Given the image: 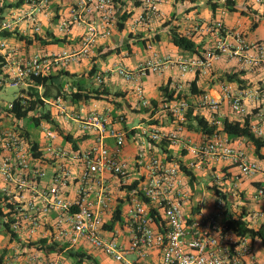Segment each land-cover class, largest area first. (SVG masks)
Segmentation results:
<instances>
[{
  "label": "built area",
  "instance_id": "2783aa9c",
  "mask_svg": "<svg viewBox=\"0 0 264 264\" xmlns=\"http://www.w3.org/2000/svg\"><path fill=\"white\" fill-rule=\"evenodd\" d=\"M9 1L14 5L21 0ZM56 1L25 0L30 11H22L19 18L21 21H29L33 33L37 35L44 34L39 15L53 25L49 33L59 37L67 38L74 27L84 28L78 48H67L55 53L37 52L23 59L16 56L5 38L0 39V54L5 56L7 63L5 75L0 77V93L6 83L27 89V80L32 76L46 77L66 69L72 63L88 59L101 41L114 35L123 19L130 34L162 22V6L170 0H73L65 13L51 10L50 7ZM197 1H212L226 6L237 0ZM246 10L254 12L255 21L264 20V0H247ZM226 14L227 10L223 9L220 18L195 22L194 27L185 35L193 38L197 33L211 34L215 37L214 46L202 57L178 61L177 65L183 74L200 71L206 75L215 63L227 57L236 61L241 69L261 74V85L249 93H240L231 86H225L222 100H226L233 113L244 120L253 114L244 102L245 99L257 101V112L254 115L259 123H263L264 38L250 40L240 22L234 26L226 25ZM15 25V21L2 20L0 33L14 32ZM147 49L151 53L150 57L141 62L136 70H127L122 65L116 69L118 75L136 85L143 106H148L149 101L145 97L142 80L150 74L164 73L172 63L169 57L155 51L152 44H148ZM97 82L103 83L101 76L97 77ZM39 89L42 91L41 87ZM45 102L54 118L57 115L76 123L83 132L94 133L96 142L85 149L58 145L56 142L60 136L56 128L48 121H42L40 126L43 129L44 144L38 150L42 156L35 157L31 141L24 133L15 126L5 128L0 125V194L4 198L0 225L9 224L19 239L14 248L16 254L12 257L13 261L17 262L21 256H25L26 264H65L59 256H48L39 248L40 245L33 249L28 247L31 243L47 240L49 244L58 243L66 250L84 242L115 261L126 264H149L145 261L155 250L161 255L158 264H264L259 261L254 240L241 237L229 229L225 221L227 207L224 198L216 194L212 205L209 202H198L187 209L194 205L189 177L178 163L168 162L164 158L152 157L148 161L138 188L131 192L127 210L129 245H122L114 233L106 237L105 219L101 213L109 210L111 199L107 196L103 175L109 173L119 177L123 184L128 182L129 165L119 158L126 135L116 128L110 111L71 113L63 96ZM221 103L220 99L204 95L199 106L217 115ZM6 106L9 110L13 109V102ZM189 108V102L183 99L166 103L164 109L178 119V128L174 132L165 133L151 127L144 129L143 134L154 142L179 141ZM2 112L6 114L5 110ZM8 119L13 121L12 117ZM213 123L220 122L215 118ZM259 123L251 122V125L256 136L262 138L264 130ZM107 139L115 141L114 151L107 145ZM190 154L196 159V162L188 165L191 171L201 170V163L210 160L235 166L238 169L234 176L235 182L256 180L259 177V186L251 195L256 208L247 210L245 220L250 226L258 222L264 224V159H253L245 150L233 146L228 136L220 133L205 136V142L192 147ZM46 168L53 171L50 182H46ZM76 169H80L79 175H76ZM75 181L78 185L77 195L69 199L66 189ZM237 190L239 188L235 186L234 196H237ZM93 195L97 196V200L92 198ZM153 209L156 214L152 213ZM53 214L55 217H52ZM158 215L162 222L156 221ZM128 255H135L136 260L126 261Z\"/></svg>",
  "mask_w": 264,
  "mask_h": 264
},
{
  "label": "crops",
  "instance_id": "0c3cea01",
  "mask_svg": "<svg viewBox=\"0 0 264 264\" xmlns=\"http://www.w3.org/2000/svg\"><path fill=\"white\" fill-rule=\"evenodd\" d=\"M22 1H24V3L19 7L7 8L4 12L3 20L9 19L15 21V30L27 37L34 38L37 34L33 33V26L29 21H21L19 18L22 11L25 13L30 11V7L25 5V0ZM72 2L73 0H57L56 4L50 8L52 11L60 10L65 13ZM0 3L5 6L11 4L9 0H0ZM203 5H206V10L201 9ZM231 7L235 10L230 11L229 9ZM246 7L247 0H237L235 3L232 2L226 6L212 1L200 3L197 0H170L162 6L164 17L162 22L156 23L150 28L140 29L136 34H130L126 27L123 31L117 29L110 39L100 42L91 57L81 63H72L69 67L63 69L73 75V77L63 78L67 86L73 85L75 81L82 83L86 89L98 88L103 84L111 94L108 98L91 100L89 102L81 101L77 104L67 101L66 103L70 112L90 114L93 110H99V112L110 111L116 128L126 135L125 146L119 158L122 161H126L129 165L128 182L123 184V181L119 177L109 173L103 175L107 196L111 199L109 210L101 213L105 219L106 237H110L114 233L116 234L117 240L122 245H129L130 230L127 225V210L129 200L131 199V192L128 191V187L132 185V183L140 181L143 178L147 163L152 157L164 158L166 161L173 163L182 161L186 167H188L191 162H196V159L190 154V149L202 145L205 142V135L199 130L197 121L195 120L196 117L204 118L210 124H212L216 118L220 122L218 124L220 131L223 128L222 121L224 119L243 123L244 119L235 115L229 103L226 100H222L224 96L223 88L225 86H231L235 91L240 93H249L251 89H255L257 86L261 85V74L241 69L236 61L230 60L227 57H223L220 61L215 63L209 74L204 75L200 71L183 74L177 62L182 60H194L203 56L214 46L215 37L207 33H197L192 38L194 42L200 46L199 54L197 55L177 48L171 42L170 31L172 29H178V32L185 35L187 31H190L194 27L196 21H210L220 18V12L226 9L227 14L224 16L226 25L234 26L240 22L250 40L263 39L264 34L254 36V33H256L262 25L264 26V20L259 22L255 21L254 12H251L252 10L248 12ZM38 18H40L43 24L44 31V34L39 36L48 37L47 35L51 34L49 31L53 28V25L48 23V20L42 15H39ZM55 22L56 20L54 23ZM83 33L84 28L74 27L65 42L60 45L50 42V44L42 46L34 42L33 45L29 46L26 42L16 38H9L6 40L16 52L18 58L28 59L37 52L55 53L67 48H78ZM130 35H133V38H131ZM0 39H4L1 37V33ZM51 40L52 39H49V41ZM138 44H142L143 49L137 48ZM148 44H152L154 50L163 56L169 57L172 63L164 73L150 74L142 80L141 84L143 91L145 97L149 101L148 106H143L136 92V85L126 81L123 77L118 75L116 69L118 65H122L127 70H136L141 62L150 57L151 53L147 49ZM155 45H159V47H155ZM113 56L114 61L108 64V60ZM101 63L103 64L101 65ZM94 66H96L98 72L96 76L91 79L89 72ZM234 74H237L238 77L234 80H230L229 75ZM98 76L102 77V84L97 82ZM77 89V86L74 87V91ZM204 95H210L222 101L219 114L215 115L209 109L199 106L200 99ZM171 97L173 98L171 99ZM182 99L189 102L190 108L182 124L184 130L180 135L179 141L171 142L166 140L168 142L166 148L175 158L174 161H169V155L165 152L161 142H152L148 135L145 136L143 134V130L156 127L165 133L174 132L179 126V121L169 111L165 110L164 106L166 103ZM244 102L249 107L250 112L253 113L249 115V117L252 118V123L258 124L259 121L254 115L257 112L256 107L258 106V102L249 98L245 99ZM4 108L5 107L0 106V125L8 128L14 121H10L8 118L4 117L5 113L2 112ZM54 112L56 114V111ZM55 117L64 133L73 136L77 149H85L95 144L96 136L94 133L83 132L76 123L57 117V115ZM135 119L140 123L130 126ZM259 126L264 130V122L259 123ZM220 134L225 136L222 132ZM231 142L233 146L245 150L253 159L262 160L257 156L255 147L249 140L235 139L231 140ZM106 143L111 151L115 150V141L113 139H107ZM39 144L43 145L44 140L43 142H39ZM56 144L68 148L73 147L72 142H67L62 137H59ZM262 154L264 155V150H262ZM201 165V170H192L193 174L197 177V182L190 185L192 191L191 201L194 205L188 206L187 209L197 205L199 202L196 193L199 185L198 179L199 176H203L205 173L211 175L210 177L212 178V182H214L213 184L218 186L228 197L231 196L234 198L235 186L242 192L241 195L243 196V200L239 203L241 204V206H239L241 209L240 211H236L238 213V215L236 214L237 216L241 215L243 210L246 211L247 215V210L256 208L251 200V195L254 193L256 187L259 186V177L256 178V180L240 183L236 182L232 185L231 182L235 180L234 176L238 173V169L235 166L222 162L216 163L210 160L201 163ZM50 170L51 173L48 174L46 182H50V177L53 172L52 169ZM74 171L76 175L80 174V169ZM77 187L78 185L75 181L66 189L67 198L73 199L76 197ZM92 198L97 200L96 195H93ZM212 204L213 202H209V205ZM246 204L249 205V207H247ZM119 206H121L122 221L114 223L115 212ZM52 217H55V214H53ZM6 235V239L2 236L0 237V264H26L27 259L25 256H21L17 262L12 260V257L16 254L14 248L19 242V239L17 237L12 239L11 235L8 233H6ZM44 238L49 237L44 236ZM254 242L258 256L261 255L260 262L264 263V247L260 241ZM58 245L60 246V244ZM35 246V243L28 245L30 249H33ZM72 252L84 253L91 256L99 264H126V262L115 261L112 257L104 254L103 251L94 249L84 242L73 249L66 250L63 248V252H54L50 254V257L56 258L59 256L65 264H73L69 261L72 259L75 264L77 263V259L71 256ZM160 257V253L155 250L150 253L145 262L149 264H158L160 262ZM126 259L128 262H134L136 256L128 255ZM82 264H92V261L85 259Z\"/></svg>",
  "mask_w": 264,
  "mask_h": 264
},
{
  "label": "trees",
  "instance_id": "16d2710c",
  "mask_svg": "<svg viewBox=\"0 0 264 264\" xmlns=\"http://www.w3.org/2000/svg\"><path fill=\"white\" fill-rule=\"evenodd\" d=\"M24 3V1H20L16 4L10 5H2L0 3V22L3 20L4 12L9 7H19ZM230 11H234L235 9L231 7ZM125 19L123 22L119 24L118 30L123 31L125 28L124 24ZM45 36L36 35L34 38L27 37L21 34L19 31L15 30L14 32L11 31H3L1 33V37L5 39L9 38H16L20 41H24L27 45L31 46L34 42L39 43L42 46H46L53 42L55 44H63L66 38H59L53 34ZM133 38V35H130ZM49 39H52L49 41ZM170 39L171 42L180 50L189 52L192 54H199L200 46H198L192 38L187 37L186 35L178 32V29H172L170 31ZM110 55V54H109ZM202 57V56H201ZM6 58L4 55L0 54V77L5 75V68H6ZM57 72V71H55ZM53 72L51 75L46 77H35L32 76L27 80L29 83V87L27 89L20 88L21 91L19 92V96L13 101V109L9 110L8 108H4L6 114L4 117H12L13 123L16 124V128L24 133V135L30 139L32 144V149L35 153V157H41L42 152L38 151L40 148L39 141L36 140L28 131L27 127L20 126L19 122L25 121L27 119L30 122L35 123L37 126H40L42 121H48L50 124L56 128L60 137L64 138L67 142L73 143V148L77 149L76 143L73 140L72 135H66L60 127L59 123L57 122L56 118H54V114L52 111L48 109V106L45 100L55 99L59 96H63L66 101H71L74 104H77L81 101L89 102L91 100H99L108 98L111 94L106 89V87L102 84L98 88H91L86 89L84 85L80 82H74L73 85H66V81L63 80L65 77H73L69 72L65 70H59V72ZM98 72L96 66L92 68L89 72L90 78H94ZM238 76L237 74L229 75L230 80L236 79ZM7 84V83H6ZM5 84V85H6ZM4 85V86H5ZM77 86V90L74 91V87ZM42 88L40 91L39 88ZM4 88V87H3ZM20 94H25L26 96L21 97ZM173 97H171L172 99ZM1 120V118H0ZM195 120L197 121V126L199 130L207 137H211L216 133H224L230 140L235 139H247L249 140L255 147V152L260 159H264V155L262 154V150L264 148V137L259 138L256 136L254 131L252 130L251 125V117H247L243 123L237 121H231L229 119H224L222 121L223 128L220 131L219 125L216 123L210 124L204 118L196 117ZM154 142V141H152ZM162 147L164 148L165 152L169 155L168 160L174 161L175 158L170 154L167 150L168 142L166 140L161 141ZM180 165V168L183 172H185L188 177L190 178V184H195L197 182V177L193 174V172L186 167L182 161L177 162ZM139 181L132 183L128 187V191L132 192L138 188ZM211 189L215 191L218 197L224 198L226 204L228 203L227 195L220 189L218 186L214 185L211 186ZM222 191V192H221ZM4 202V198L0 194V218L3 216L2 213V203ZM152 213L156 214L155 210H152ZM225 221L228 225L229 229L241 237H250L254 241H260L264 247V224L260 225V227H252L250 224L245 220L246 211L243 210L242 214L237 216L235 213L230 211H225ZM122 221L121 218V206H119L115 212V219L114 223ZM158 223L161 221L162 218L158 215V219L156 220ZM4 228V231L11 235L12 239H15L17 236L14 234L9 224H2L0 225ZM36 244V243H35ZM36 245H40L42 250L45 251L46 254L50 255L52 253H61L63 252V248L59 246L57 243L49 244L48 241L43 240ZM71 256L77 259L76 264H82L85 259L92 261V264H99L94 258L88 256L84 253H71Z\"/></svg>",
  "mask_w": 264,
  "mask_h": 264
},
{
  "label": "rangeland",
  "instance_id": "374dc122",
  "mask_svg": "<svg viewBox=\"0 0 264 264\" xmlns=\"http://www.w3.org/2000/svg\"><path fill=\"white\" fill-rule=\"evenodd\" d=\"M201 9L206 10L207 9L206 5H203L201 7ZM260 34H264V26L263 25L259 28V30L256 33H254V36H260ZM155 47H159V45L158 46L155 45ZM137 48L143 49V45L138 44ZM113 61H114V56L110 57V59L108 60V64H110V62L112 63ZM102 64L103 63H101V65ZM19 92H20L19 86H14L12 84H6L0 93V106L7 108V106H6L7 103L13 102L18 97ZM19 123L21 124L20 126L24 125L25 127H27L28 131H30L31 135L36 140H38L39 142H43L44 135H43V129L41 126H37L35 123L30 122L29 119H27L25 121H21ZM139 123L140 122L137 119H135V121H133V123H131L130 126L138 125ZM10 126L14 127L15 124L12 122L10 124ZM46 171L48 172V174L51 173V170L49 168H46ZM210 176L211 175L209 173H205L203 176L202 175L199 176V179H198L199 185H198V189H197L196 193H197V198H198L199 202H201L202 204L205 202H207V203L213 202L216 199V196H215L216 193L213 189H211V186H214V184H213L214 182H212V180H211L212 178ZM236 182L232 181L231 184L234 185ZM237 191H238L237 196H234V198L231 196L228 197V195H227L228 203L226 204V207H227V211L233 212V213L238 215V213L236 211H240V209H241V207H239V206H241V204H239V203L243 200V196L241 195L240 190H237ZM246 206L249 207V205H247V204H246ZM260 225H261V223H256L253 226L258 228V227H260ZM1 236L4 237L5 239L7 238L6 232L4 231L3 227H0V237ZM260 251H261V248H260ZM260 256L261 255H259V261H260ZM69 261L74 264V260L70 259Z\"/></svg>",
  "mask_w": 264,
  "mask_h": 264
}]
</instances>
